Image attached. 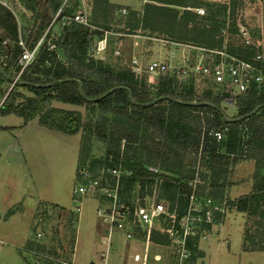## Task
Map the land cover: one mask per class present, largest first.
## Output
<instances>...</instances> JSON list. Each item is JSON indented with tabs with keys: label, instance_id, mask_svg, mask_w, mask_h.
<instances>
[{
	"label": "rangeland",
	"instance_id": "rangeland-1",
	"mask_svg": "<svg viewBox=\"0 0 264 264\" xmlns=\"http://www.w3.org/2000/svg\"><path fill=\"white\" fill-rule=\"evenodd\" d=\"M142 1L143 5L141 9H137L131 4L115 3L111 0H0V64L5 65V62H8V57L12 58L13 54L15 57L19 53L21 47H19L18 41L20 39L24 40L27 45H32L44 34L50 25V30L39 49L40 52H38L37 58L32 61L27 69L29 77L36 81H46L51 79L56 73H61L63 66L69 67L70 65L67 57L70 49L73 47L79 50V45H82L85 49L84 54L86 57L84 62L92 58L101 59L104 63L114 68L113 77L115 79L123 76L124 73L129 75V72H133L132 79L136 82L141 96L149 98L151 95L157 93L156 85L159 83L160 77L164 75H156V83L151 84L148 80V74L144 72V68L142 67L146 64L147 60L153 56L166 57L171 49H176L180 53V56L182 51H185V53L192 51V44L204 43L184 40L176 36L173 23L177 24L176 29L179 33L185 32V26L180 25L182 8L178 5L170 4L171 7L179 10L176 18L172 15V9H155L152 13H148L143 25L140 23L138 27H134L135 15H133L132 11H138L140 17H142L146 1L159 3L153 0ZM210 1H217L222 4L229 3L230 0ZM61 6L64 9L63 14L55 16L57 9ZM124 8L125 10L123 11ZM79 11L85 15L87 22L76 20L77 23L81 24L77 26L78 29L76 31L78 33L66 36L69 31L73 30L70 27L74 26L73 22H71L73 21V13ZM235 15L236 22L244 25L248 29L253 41L259 44L257 51L255 49L254 53L260 52L262 54L260 65L264 77V0H238ZM228 23L227 19L226 25L220 31V34L226 31L223 34L225 37H222V45L225 43L226 47L236 48V45H241V38L237 34V31L228 32V29H230ZM53 36H55L54 39ZM103 39L104 41L101 42ZM52 40H54L55 45L51 47ZM6 51L7 53H5ZM44 52H46L47 58L41 63L40 55ZM133 55H138V58H136L139 65L137 66L142 65L141 69L136 71L132 70V64H134L132 62ZM14 68V65L13 67L9 66L8 71L11 70L13 72ZM262 85H264V78ZM183 89V83L177 79L170 88V92H174L176 97H181L185 93ZM205 92L206 90L201 91L198 88L196 96L201 97ZM53 93H56V91ZM38 95L37 91L31 90L27 86H11V82L0 73V105L27 103L29 107H38L40 104L41 112L30 119L36 120L39 124L44 125L52 131H60L73 135L78 144L76 162L74 161L76 154L70 151V143L65 142V140L56 136L46 135L44 139H40L42 145H39L38 143L41 142H36L39 140L25 134L20 136L18 140L21 141L23 136L29 137L32 148L27 152L23 151V155L21 152H17L16 154L9 153L8 156L3 157L2 160L0 159V169H35L34 172L38 171V169H76L73 181L67 186L68 189L65 186L64 189H67L65 194L69 197L68 199H73L71 201L73 208L80 206V209L78 212H74L73 208H68L66 207L67 205L60 206L50 201H40L30 208L18 204L10 208L8 207L6 212H3V209L0 207V246L3 247V251L16 250V254L23 262H25L24 259L28 260V262H25L26 264L29 261H33L29 253L35 251L43 254L41 256V264H64V262L72 260L76 234L78 243L80 230L82 232V227L84 228L88 225V223L83 222L84 218L86 216L91 219L97 217L100 220L96 213V198L89 195L79 197L80 199H75L74 197L73 188L79 180L80 170L87 169L88 165H90V169H99L107 159L109 162L112 161L116 156L117 147L123 152L125 163L131 167H133L132 163L135 165V170L130 169L131 175L133 172L135 178L131 201H141L142 197L145 200L151 199V197H159L165 199L168 207L180 208L182 207V203L178 197L179 184L185 175L192 176L197 173V169L199 171L202 170V173L203 171L205 172V177L200 174V178L202 181L203 179L206 181V185L209 184L206 170L200 169L202 167L198 164L199 161L194 167H190V159H192L193 154H190L188 150H183L178 154L175 150L170 151L162 144L158 155L146 151V139L152 136L153 128L147 125L145 113L132 118V120L122 119L128 127L134 130L136 128L135 131L138 135L136 143L129 142L128 144L124 141H114L108 136L112 120L117 117L113 110L93 103L78 104L67 102L57 97L42 99L41 103H39ZM240 96L242 95L232 100H224L222 96L214 94L212 99L217 100V104L228 115H237V113L243 112L247 105V98L241 99ZM163 103L168 104L167 100ZM167 107L169 106L167 105ZM54 108L76 111L80 114V126L75 133L50 128L40 121L41 114L52 115ZM5 113L0 109V115ZM165 114L167 118L178 117L179 110L171 112L169 108H166ZM103 117H108V120L104 121ZM133 120L138 125L132 123ZM66 121L65 118L63 122ZM99 131H103L102 134H99ZM104 135L105 137H102ZM261 151L264 152V148H253L248 156L245 157L253 161L252 170L237 167L244 165V161L246 162L241 157L233 158L234 160L226 163V178L219 180V183H224L221 187L222 189L219 191L217 186H209L205 188L207 193L208 190L210 191L209 193L214 191L211 194L216 196L220 202L223 201V199L219 198L221 196H226L225 198H227L228 203L230 199L235 202L242 195L235 196L231 193L230 188L247 180L252 184L254 191L261 181L262 172H264V169L261 167L264 165V156H261V158L254 157L257 152ZM8 161H11L13 165H8ZM223 161H226V159H223ZM25 163L27 165L23 168L22 165ZM225 165L221 169H225ZM143 166L147 167L154 174L141 175L140 170L137 173L136 170L142 169L141 167ZM196 167L195 172L190 171ZM6 177L8 179L5 181L4 187H0V206L2 203L17 200V197L21 196V194H27L25 197L28 198L27 202L32 200L28 197V193H31L29 191L30 185L28 181L26 182L28 178L30 179L28 173L22 175L21 172L15 170L14 173H8ZM22 178L24 181L21 180ZM43 194L46 195L47 192L44 191ZM78 214L80 215L81 224L79 223L76 231V225L71 222V219L78 218ZM231 215L235 218L232 225L231 242H226L225 247L222 246V248L226 249V252L220 254L218 264H264L263 251L248 253L238 252L237 250L241 248V221L243 217L244 236L248 225H250L252 232L256 231V225L253 220L255 217H258L259 213L250 216L247 210L241 212L234 205H230L226 218L231 217ZM42 217L43 221H41ZM170 222L173 221L166 220L165 224H169ZM91 226L93 227V225ZM39 228L47 229L48 236L38 239L36 237V230ZM220 228L219 225L214 226L212 229L213 233H218ZM113 234L114 236L111 241L114 243L112 248L121 247L123 236L118 231H114ZM10 235L18 238L17 242L20 241L19 244L12 245L10 241H7L9 239H6V237ZM162 236H165V242L156 241V239ZM203 240L206 239L196 240L195 246L191 241L188 243V246H191L193 250L189 258L186 259L178 250V244L180 243L172 241V235L162 231L157 226V228L151 231L147 243L148 247H146L148 251L143 253L141 262L142 264H185L188 260L189 264H206L208 262V253L201 249ZM128 243L129 247L132 246L133 249L136 247V250L143 247L140 243H137V245H132L131 241ZM229 243L231 248L230 253L228 252ZM2 255L0 254V264H5L6 259Z\"/></svg>",
	"mask_w": 264,
	"mask_h": 264
},
{
	"label": "trees",
	"instance_id": "trees-1",
	"mask_svg": "<svg viewBox=\"0 0 264 264\" xmlns=\"http://www.w3.org/2000/svg\"><path fill=\"white\" fill-rule=\"evenodd\" d=\"M153 1L159 3L157 4L146 1L142 17H140L138 11H132L133 15H135V21L133 23L134 27H138L140 23L143 25L144 19H146L148 13H152L155 9H172V15L176 18L179 10L170 6V4H173L182 8V20L180 25L185 26V32L179 33L176 29L177 24L173 23L174 32L176 33V36L181 39L198 41L204 43L203 45L215 47L222 45L223 36L220 34V31L226 25L227 19L229 22L228 24L230 25V29H228L229 32L237 30L235 13L238 0H230L229 3L222 4L210 0ZM199 5L205 7L204 14H199L195 10V7ZM63 10L61 11L62 14L64 12ZM71 22L74 24V26H70L73 30L69 31L66 36L78 33V31H76L78 29L77 26L81 25L77 23L76 20ZM167 32L169 31L167 30ZM169 33L171 34V32ZM54 38L55 36H53V39ZM52 41V44H54V40ZM19 47L21 46L19 45ZM228 49L248 59H252L256 54L252 48L236 47ZM20 51L21 49L19 50V53ZM84 52L85 49L82 45H79V50L72 47L67 54L70 64L69 67L63 66V71L61 73H56L51 79L46 81H36L27 75V69L31 65L30 64L24 71L21 79L13 86L23 85L31 90L37 91L39 93V103H41L42 99L57 97L67 102H75L78 104L93 103L98 104L103 108L113 110L117 117L112 120L108 136L114 141H124L128 144L129 142L136 143L138 135L135 131L136 128L134 130L131 127H128L122 119L132 120V118L145 113L147 125L153 128L152 136L149 139H146L147 143L145 142L146 151L158 155L162 144L170 151L175 150L178 154L183 150H188L190 154H193L192 159H190V167H194L199 161V165L202 167L200 169H205L206 174L209 177L208 185L217 186L219 191L222 189V185H224L223 182L219 183V180H224L226 178V163L237 157L245 159L253 148H264V85L259 88H253L248 93L240 96L241 99L247 98V105L243 112L237 113V115H232L239 116V119L227 122L224 118L222 108L217 104L218 101L212 99L214 94L210 90H207L203 96L197 97L191 84H183V91L185 93L181 97H176L174 92H170V88L174 85L175 80L177 79L164 75L160 77L159 83L156 85L157 93L151 95L149 98H144L141 96V92H139L136 82L132 79L133 72H129V75L124 73L123 76L115 79L113 77L114 68L111 67V65L104 63L101 59L93 58H87L88 60L84 62L86 59ZM5 53H7V51ZM19 53L15 57L14 54L12 58L8 57V62H5V65L2 63L0 64L11 77H13L14 70L13 72H11V70L8 71V67H13V65L15 67L14 63L16 62ZM40 57V62H44L47 58L46 52L42 53ZM258 63L260 64L261 62ZM1 74L9 80L3 73ZM20 81H27V83L22 84ZM34 83H42L43 85L37 86ZM79 84H81L83 92L80 91ZM119 85H123L124 87H117L105 96L101 98L99 97V95L111 87ZM129 90H131L135 102L130 99ZM54 91H56V93H53ZM161 95L189 101L207 100L215 105L185 104L172 98L161 99L157 100L155 103H149V101ZM165 100H167L168 104L163 103ZM167 105L169 107H167ZM258 105L261 106L256 112L249 116H243ZM166 108H169L171 112L179 110V116L167 118L165 114ZM0 109L6 113H17L23 116L26 121L41 112V105L39 104L38 107H29L27 103H18L16 105L11 103L1 104ZM65 118L67 121L63 122ZM103 119L104 121H107L108 117H103ZM40 121L50 128L75 133L80 126V114L76 111L54 108L52 115L45 113L41 114ZM132 123L138 125L134 120ZM244 124H247L250 130L249 150L245 156H231V153L239 152L242 148L241 125ZM224 126H228V130L225 132L226 136L223 140L217 141L212 134H209L210 128ZM102 132L103 131H99V134H102ZM102 137H105V135ZM261 156H264V152L262 151L259 153L257 152L254 155L255 158H261ZM223 159H226V161H223ZM120 161H122L125 167L128 166V169L135 170V165L133 163V167L125 163L123 152H121L118 147L116 149V156L112 161L109 162L107 159L101 167L112 166L118 164ZM224 165L225 169H221ZM261 167L263 168L264 165ZM141 168L142 169L136 168V172L138 173V170H140L141 175L154 174L147 169V167L143 166ZM190 171L194 172L193 169ZM262 174L261 181L254 191L252 190L251 192L242 195L235 202L231 199L229 200L231 206L234 205L241 211L247 210L250 216L259 213L258 217H255L253 220L256 225V231L252 232L250 225L245 229L243 236L244 250H264V172H262ZM203 175L205 177L204 171ZM185 177L190 176L185 175ZM134 181L135 178L133 172L132 175L124 178L125 184L122 192L128 200L131 199ZM180 186H182V184H179V187ZM211 192L213 193L214 191ZM183 206L184 204H182V207H180L179 210H182ZM156 241L165 242L166 238L165 236H162L156 239Z\"/></svg>",
	"mask_w": 264,
	"mask_h": 264
},
{
	"label": "built area",
	"instance_id": "built-area-1",
	"mask_svg": "<svg viewBox=\"0 0 264 264\" xmlns=\"http://www.w3.org/2000/svg\"><path fill=\"white\" fill-rule=\"evenodd\" d=\"M62 10L63 6L59 7L55 16H58ZM195 10L199 14L205 13V7L201 5L196 6ZM73 14V20L87 22V18L80 11ZM236 25L237 34L241 38V45H236V47L252 48L257 51L259 44L253 41L248 29L240 23ZM49 27L50 25L31 46L27 45L22 39L18 41L21 51L15 62L14 80L11 81V86L21 79L26 68L36 58ZM223 34L221 35L225 37ZM52 46L54 44H51ZM191 46L192 51L188 53L182 51L180 56L176 49H171L167 56L163 58L153 56L147 60L144 66H137L139 65L138 55H133L132 70H139L142 66L144 72L148 74V80L151 84L156 83V75H167L178 79L183 84H191L195 93L198 88L201 91L210 90L213 94L222 96L224 100H232L239 95L248 93L253 88L262 86L264 77L262 67L258 63L262 59L260 52H256L252 59H248L229 50L225 43L215 47L198 43ZM227 130L228 126L212 127L209 129V134H212L217 141H221L225 138ZM241 138V150L231 153V156H245L247 154L250 139V130L247 124L241 125ZM89 166H87V169L80 170L79 180L73 188V194L75 199H80L79 197L86 195L97 199L96 213L107 226L108 243L111 241V233L114 231L121 233L124 240L143 238L148 242L152 229L158 226L162 231L172 235V241L180 243L178 244V250L181 255L188 259L193 250L191 246H188L190 241L195 246L196 240L209 239L213 234V227L217 225L222 227L225 223L226 213L228 207H230L227 198H225L226 196L219 197L223 199L220 202L216 196L211 194L212 192L209 193L208 190L207 193L205 188L209 185H206L204 179L201 180L200 174L203 176V173L202 170L197 169L199 165L195 168L197 169L195 175L184 177L180 181L182 186L179 187L178 197L181 203L184 204L182 210L168 207L165 199L159 197H151V199L146 200L142 197L141 201L128 200L122 189L125 184L124 178L131 175V170L125 167L122 161L112 166H103L95 171L90 169ZM79 209L80 206H76L72 210L78 212ZM76 220L77 217L72 218L71 222L76 225ZM166 220L173 222L165 224ZM41 221H43V217ZM47 236V229L39 228L36 230L38 239ZM29 254L31 255L30 258L33 259L30 262L31 264H41L42 253L35 251ZM135 258L138 259L139 254H135ZM64 264H73V259L64 262ZM185 264H189V261L187 260Z\"/></svg>",
	"mask_w": 264,
	"mask_h": 264
},
{
	"label": "crops",
	"instance_id": "crops-1",
	"mask_svg": "<svg viewBox=\"0 0 264 264\" xmlns=\"http://www.w3.org/2000/svg\"><path fill=\"white\" fill-rule=\"evenodd\" d=\"M115 3H128L134 6L137 9H141L143 5L142 0H111ZM1 126H0V159L9 155V153L16 154L17 152H21L23 155V151H29L32 148V143L30 142L29 137L31 136L33 139H37L41 142V138H45L46 135L56 136L65 142L70 143V151L76 154V157L73 159L75 162L77 160L78 155V144L75 137L71 134H65L60 131H52L48 129L44 125L39 124L34 119H29L27 121L24 120L23 116L15 114V113H5L0 115ZM23 136L22 140H18L20 136ZM73 141V142H72ZM75 141V143H74ZM73 143V144H72ZM42 145L41 143H38ZM41 149V146H40ZM244 165H240L237 167H242L246 169L252 170L253 161L245 158ZM1 162V161H0ZM8 165H13L11 161H8ZM4 164V165H7ZM26 163L22 165L23 168L26 167ZM20 168V166H19ZM264 169V167L262 168ZM15 170L21 172V174L28 173L30 175V179L28 178V184L30 185V192L28 193V197L32 200L28 201V198H25L26 195L21 194V196L17 197V200L9 203H2L0 206L3 209V212L7 211L8 207H12L14 205H24L27 208L35 206L40 201H50L51 203L58 204L60 206L67 205L68 208H73L71 201L73 199H68L69 197L65 194L68 189V185L73 181L74 175L76 173V169H38L35 171L33 169H0V187H4L5 181L8 179V173H14ZM249 170V171H250ZM248 175V173H246ZM22 181L23 178L21 179ZM67 187V189H64ZM71 187V184H70ZM253 190L252 184L247 180L244 182H240L237 185H234L230 188V191L235 196L244 195ZM44 191L47 192L44 195ZM70 204V205H69ZM237 209V208H236ZM238 210V209H237ZM241 211V210H240ZM1 212V213H3ZM243 212V211H241ZM1 215V214H0ZM1 217V216H0ZM227 219V220H226ZM224 225L219 229L218 233L214 232L209 239L203 240L201 244V249L205 251L208 257V262L206 264H218V259L220 254L226 252L225 244L226 242H231L232 237V225L235 221L233 215L231 217L226 218ZM92 221V224H91ZM88 223L86 227H82V232L80 230L79 240L77 243V234L75 240V248L72 256L73 264H142V255L148 249L147 243L143 238H131L126 239L122 242L121 247L112 248V241L108 243V231L105 223L100 221L97 217L90 218L86 216L84 221ZM80 223V215L78 214V218L76 220V231L78 229V225ZM81 224V223H80ZM93 225V227L91 226ZM243 229H244V217L241 221V230H242V242L241 248L237 249L238 252H257L264 250H244L243 249ZM240 230V231H241ZM121 234V233H120ZM122 235V234H121ZM114 234L111 233V240ZM123 236V235H122ZM7 241H10L12 245H17L19 239L14 235L7 236ZM122 239V238H121ZM5 240V238H4ZM129 241L132 242V245H137L140 243L143 247L141 249L136 250V247H129ZM16 251V250H15ZM13 249L3 251V247L0 246V254L6 259L5 264H26L28 260L23 262L21 258L16 254ZM228 252H231L230 243ZM135 254H139V258H135ZM2 260V259H1ZM4 260V259H3ZM30 263V261H29ZM28 263V264H29ZM31 264V263H30Z\"/></svg>",
	"mask_w": 264,
	"mask_h": 264
},
{
	"label": "water",
	"instance_id": "water-1",
	"mask_svg": "<svg viewBox=\"0 0 264 264\" xmlns=\"http://www.w3.org/2000/svg\"><path fill=\"white\" fill-rule=\"evenodd\" d=\"M0 72L3 73L10 81H13V77H11L5 70L4 68L0 65ZM20 83H27V81H20ZM35 85H43L42 83H34ZM117 87H124L123 85H119V86H113L111 87L110 89H108L107 91H105L104 93H102L101 95H99V97H103L105 96L106 94H108L109 92L113 91L114 89H116ZM79 89L81 92H83V89H82V86L81 84H79ZM129 97L130 99L135 102V99L133 98V95H132V92L131 90H129ZM168 98H172L178 102H181V103H185V104H192V105H202V104H213L212 102H209L207 100H194V101H189V100H184V99H179V98H175V97H170V96H167V95H161L157 98H154L152 99L151 101H149V103H155L157 100H161V99H168ZM215 105V104H213ZM261 105H258L256 106L255 108H253L251 111H249L248 113H246L245 115L243 116H249L251 114H253L254 112H256L259 107ZM223 110V109H222ZM223 115H224V118L227 122H231V121H234V120H237L239 119L240 117L239 116H232V115H228L224 110H223ZM1 216V215H0Z\"/></svg>",
	"mask_w": 264,
	"mask_h": 264
}]
</instances>
